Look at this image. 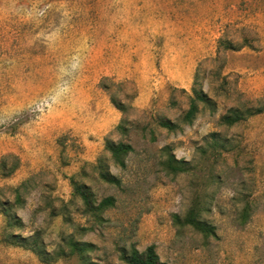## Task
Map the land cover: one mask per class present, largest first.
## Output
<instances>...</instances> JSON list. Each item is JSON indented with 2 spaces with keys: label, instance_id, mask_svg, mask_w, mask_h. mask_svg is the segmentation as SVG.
Instances as JSON below:
<instances>
[{
  "label": "rangeland",
  "instance_id": "rangeland-1",
  "mask_svg": "<svg viewBox=\"0 0 264 264\" xmlns=\"http://www.w3.org/2000/svg\"><path fill=\"white\" fill-rule=\"evenodd\" d=\"M193 88L210 101L187 124ZM106 140L132 146L124 167ZM72 179L114 205L86 212ZM192 205L214 235L176 222ZM150 244L166 264H264V0H0V264Z\"/></svg>",
  "mask_w": 264,
  "mask_h": 264
},
{
  "label": "trees",
  "instance_id": "trees-1",
  "mask_svg": "<svg viewBox=\"0 0 264 264\" xmlns=\"http://www.w3.org/2000/svg\"><path fill=\"white\" fill-rule=\"evenodd\" d=\"M193 93L194 95L190 97L189 107L182 116V121L187 124L191 123L195 118V115L198 111V102L210 101L208 100L206 94L202 93L201 90L193 88ZM256 111H260V109H257ZM244 117L245 114L243 112L238 109H234L231 110L230 114L223 117V122H225L227 125H232ZM159 124L171 131L178 127L177 124H174L167 119H161ZM105 148L109 152L115 164L119 165L120 167L125 166V156L132 150V146L128 143H114L110 140H106ZM182 164H184V162L180 161L179 165ZM165 165L176 172L185 170L184 166H179L172 156L167 158ZM99 176L103 181L109 184L116 186H120L121 184L120 179L114 174H111L107 169L101 168L99 171ZM71 181L74 186V193L75 195L81 197L86 212L98 215L105 209L114 205L115 200L113 196L104 197L96 203L92 191L86 185L79 184L73 179ZM199 211L200 209L198 206L192 205L182 219H180L178 215H175L176 222H178V224L180 223L182 226H191L197 231L203 233L205 236L214 235L213 226L209 225L200 218ZM71 246L74 247V249L79 253L83 251V247L79 246L77 243H72ZM31 250L38 251L35 246H33ZM122 259L126 264H166L164 261L160 260L153 244L148 245L142 251L138 250L136 247H133L129 252L123 251Z\"/></svg>",
  "mask_w": 264,
  "mask_h": 264
}]
</instances>
